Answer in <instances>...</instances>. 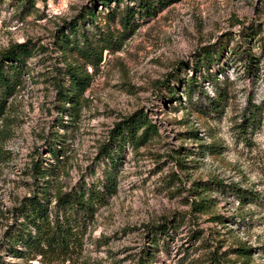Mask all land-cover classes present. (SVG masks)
<instances>
[{
  "label": "rangeland",
  "instance_id": "obj_1",
  "mask_svg": "<svg viewBox=\"0 0 264 264\" xmlns=\"http://www.w3.org/2000/svg\"><path fill=\"white\" fill-rule=\"evenodd\" d=\"M126 5L137 8L134 0L0 2V51L18 41L31 50L0 118L2 261L264 264V0H170L134 12L125 28ZM206 45L215 54L205 59ZM69 65L90 74L71 108L55 86L70 87ZM139 110L157 132L138 146L120 139L112 160L101 154L113 123ZM106 174L110 194L68 254L48 260L6 249L1 239L24 195ZM233 184L251 198L240 200ZM200 197L207 206L194 208ZM165 219L173 226L152 239L150 228Z\"/></svg>",
  "mask_w": 264,
  "mask_h": 264
},
{
  "label": "trees",
  "instance_id": "obj_2",
  "mask_svg": "<svg viewBox=\"0 0 264 264\" xmlns=\"http://www.w3.org/2000/svg\"><path fill=\"white\" fill-rule=\"evenodd\" d=\"M2 0H0L1 2ZM21 3H32L34 0H18ZM110 0H101L102 3H108ZM170 2V0H134L137 8L127 6L120 16L122 25L127 28L134 12H140L142 15L154 13L156 6ZM90 13V12H89ZM90 14H93L91 12ZM89 15V14H88ZM203 58L211 57L215 54L211 46L206 45ZM246 62L252 60V54L243 49ZM31 54L30 46L27 41H18L10 43L5 49L0 51V118L4 114L8 97L13 94L16 86L19 84V76L25 65V58ZM98 58V59H96ZM87 60L96 64L99 60L97 54L92 51L87 55ZM194 70L199 66L196 61L192 64ZM66 73L69 76L70 87L65 88L60 83H56L57 93L60 95L62 106L68 102V107L74 106L80 95L90 84V74L81 72L75 67L69 65L66 67ZM209 105L214 110L217 108V101L213 96L207 98ZM249 115L244 116L245 131L250 122ZM157 132L156 126L152 123L145 112L142 110L124 115L113 123L109 130L108 141L100 149V153L111 160L114 157V147L120 139H127L133 145L145 143L150 136ZM55 154V149L51 148ZM35 172L42 179L46 174L45 169H41L36 163ZM36 176V175H35ZM114 182L109 174L97 184L92 183L89 186L80 185L65 190H55L49 193V187H42L38 191L24 195L19 203L14 207L17 211V217L13 225L7 227L2 236V242L6 244V249L16 255L33 258L40 255L48 260L68 254L78 243L86 222L93 217L95 204L103 202L110 194ZM236 195L246 202L251 196L248 192L235 184L231 186ZM249 194V193H248ZM191 204L194 208L200 209L207 206L205 198L192 199ZM173 223L169 219L152 225L150 228L151 238L156 240L159 233H166ZM21 245V247H18ZM241 253H248L250 247L240 246ZM217 253L210 251V257L218 260ZM0 257V264H4ZM136 264H146L143 259H139Z\"/></svg>",
  "mask_w": 264,
  "mask_h": 264
}]
</instances>
